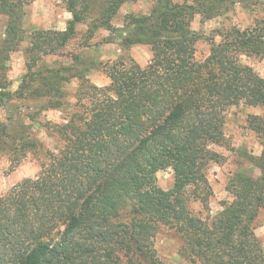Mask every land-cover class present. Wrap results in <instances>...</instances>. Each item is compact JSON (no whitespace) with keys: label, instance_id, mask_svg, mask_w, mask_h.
<instances>
[{"label":"trees","instance_id":"1","mask_svg":"<svg viewBox=\"0 0 264 264\" xmlns=\"http://www.w3.org/2000/svg\"><path fill=\"white\" fill-rule=\"evenodd\" d=\"M64 1L72 16L66 30L31 33L26 73L12 91L8 62L27 38L28 1L0 0V17H7L0 106L19 98L38 101L41 110L63 111L69 109L64 85L81 82L77 110L62 123L45 125L53 149L27 127L0 121L1 151L12 139L15 159L31 153L42 160L35 178L0 197V264H126L135 255L162 264L150 249L159 225L178 232L193 263L264 264L255 233L264 209V112L249 121L262 147L251 161L260 176L236 173L227 186L232 201L211 222L194 216L188 205L192 196L203 200L198 191L210 189L206 168L221 159L210 147L222 144L227 109L264 108V78L242 61L264 57V17L244 30L226 29L220 42L210 40L204 61L195 58L202 36L192 23L197 15L210 20L238 2L264 0H158L149 15H127L120 29L113 25L119 10L137 0ZM81 24L87 26L85 45L98 31H111L124 49L149 46L150 63L121 59L105 67L111 82L103 87L90 81L88 67H47L45 58L64 50ZM169 168L175 183L165 191L157 173Z\"/></svg>","mask_w":264,"mask_h":264},{"label":"rangeland","instance_id":"2","mask_svg":"<svg viewBox=\"0 0 264 264\" xmlns=\"http://www.w3.org/2000/svg\"><path fill=\"white\" fill-rule=\"evenodd\" d=\"M25 7L24 29L27 34L26 41L18 51L11 54L8 62V80L10 89L16 91L26 73L25 49L29 44L32 32L51 30L63 32L72 16L66 9L64 0H27ZM158 0H137L126 2L122 5L117 17L113 21L116 28L124 26L125 17L129 14L149 15ZM70 17V18H69ZM264 17V3L247 4L238 2L231 7L230 11L222 16L202 20L197 15L191 28L199 33L202 38L196 44L195 58L204 61L211 52L210 40L221 41V33L226 29L238 27L242 30L254 24L256 19ZM70 19V20H68ZM7 17H0V44L5 38ZM77 36L60 53L45 58V65L50 68H57L63 65L75 64L81 68L88 67L87 73L90 81L103 87L109 85L111 80L105 67L124 59L129 62L135 61L142 67L147 66L152 59L151 48L146 45H137L131 49L121 47V40L114 38L113 33L107 30H100L95 37L84 44L87 37L86 25L77 27ZM80 61H74L76 56ZM242 61L253 67V69L264 78V57H244ZM81 82L73 79L71 83L64 85L65 101L69 109L41 110L35 100H22L13 98L3 102L0 106V121L11 128L21 126L27 127L26 131L33 137L40 140L46 148L53 149L55 142L49 136L45 125L62 123L69 115V112L77 110V92ZM42 102V101H41ZM39 102V103H41ZM264 112L262 107H248L244 104L233 106L225 112V124L223 128L224 139L221 145H211V149L221 155L218 163L210 162L206 168V176L209 190H200L198 193L201 199L193 196L189 199L188 205L193 215L211 222L224 209V204L232 201L227 191L231 178L238 172H243L253 178L260 176V170L253 164L252 158L261 155L262 147L255 132L250 129L249 121L254 115H261ZM17 133H14V135ZM9 146L3 151L0 150V197L7 196L14 187L27 178H35L40 170L42 160L34 154L16 158L13 156L15 140L7 139ZM175 175L172 168L157 173V185L168 191L174 187ZM193 191L190 188V191ZM255 233L260 239L264 249V209L261 210L256 221ZM184 243L178 232L169 226L159 225L155 236L152 238L150 249L162 264H201L196 260L191 262L184 251ZM126 264H151L143 257L135 255L133 261L125 260Z\"/></svg>","mask_w":264,"mask_h":264},{"label":"crops","instance_id":"3","mask_svg":"<svg viewBox=\"0 0 264 264\" xmlns=\"http://www.w3.org/2000/svg\"><path fill=\"white\" fill-rule=\"evenodd\" d=\"M70 18V17H69ZM68 20H70V19H68Z\"/></svg>","mask_w":264,"mask_h":264}]
</instances>
